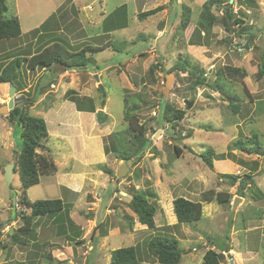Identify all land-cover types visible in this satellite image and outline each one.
<instances>
[{
  "label": "rangeland",
  "instance_id": "374dc122",
  "mask_svg": "<svg viewBox=\"0 0 264 264\" xmlns=\"http://www.w3.org/2000/svg\"><path fill=\"white\" fill-rule=\"evenodd\" d=\"M164 1L6 0L8 15L19 16L22 35L34 30L42 22L41 29L46 33L42 42L49 38L69 43L73 50L87 44L100 46L107 41H124L125 46L123 51L107 47L87 52L86 70H69L60 74V66H55L58 74L51 79L53 86L45 84L44 100L35 108L29 107L34 102L28 105V113L31 115L36 110H55L59 102L66 99L65 93L70 91L69 96L75 99L77 107L93 112L91 109L97 106L100 108L104 99L105 104L99 111H104L107 119L102 125L96 126L94 133L103 138L106 153L100 166L103 177L109 179L112 176L115 183L113 186L109 184L106 189V192L112 190L116 193V198L109 204L111 211L109 214L105 213L109 193L101 196V204L88 201L85 197L72 209L68 207L67 215H58L56 220H53V215H48L40 220V224L35 223V236L20 247L12 244L10 234L22 223L20 213L29 210L19 204V209L11 217L13 204L2 175L0 223L3 224L0 227V243L5 247H0V264H111L110 252L113 249L133 244L137 246L139 264H160L148 251L147 243L152 235L178 240L182 251L178 264H203L202 256L207 249L218 253L217 248L223 242L229 245L238 240L240 241L236 245L239 244L242 250L256 252L255 264H264V76L255 78L259 54L264 52V8L253 7V3L254 6L257 5L258 0H229L232 12L243 18L244 25L236 26L235 32H232L226 31L220 21H217L211 30L205 31L196 24L204 0H172L167 4ZM259 1L264 7V1ZM169 4L172 5L173 14L168 12L167 7L166 11L144 20L137 16L140 11L156 5H164L165 8ZM183 5L191 8L190 23L184 31L178 27ZM214 12L218 16L222 13L215 9ZM46 18L54 26L51 29L44 28L46 23L43 21ZM162 27L166 28L165 33L158 32ZM239 31L254 35L247 49L243 46L246 39L243 34H238ZM33 33L25 35L26 41ZM16 41L5 42L13 49ZM24 48L30 50L27 46ZM179 59L198 62L212 84L214 76L224 66L239 67V71L244 69L247 75L242 76L240 72L228 74V80H223L227 95L209 87H193L192 78L187 73L175 75L172 72L171 86L166 88L168 69ZM1 60L0 57V67L3 65L1 62H6L7 59ZM157 62L162 63V71L156 67ZM37 71L29 73L24 66L16 73L15 84L21 82L24 87L28 86V95L33 94L39 76L41 80H45L44 72L40 69ZM124 96L128 97V103L135 101L133 112L138 117V122L147 128L146 134L150 135L151 145L138 162H128V169L123 177L116 178L115 174L122 167L119 163L124 160L116 159L115 154L124 149L133 137L123 118ZM161 99L174 108L184 109V118L176 123H161L157 106ZM230 101L238 105L237 110L232 109ZM188 102L192 103L190 107H187ZM15 127L13 137L18 144L17 150H20V127ZM252 133H257L262 147L259 154H247L233 148L238 138L250 139ZM83 142H91L89 146H95L92 140L89 142L84 138ZM175 146L180 149L179 153ZM154 147L157 152L153 150ZM209 147L217 154L213 156L212 167H208L199 156ZM38 152L45 154L41 150ZM221 153L225 155L222 157ZM8 156V153L0 154L1 166ZM105 167L116 168V173L110 169L105 171ZM222 173L232 174L233 177L229 178ZM14 175L11 186L17 192L18 201L21 184L18 176ZM247 175H251L250 184H247L248 179L243 181ZM50 187L48 195L59 192L56 186ZM39 188L31 186L26 189L29 200L52 198L44 197ZM120 189L129 195L139 189L151 197L155 196L159 209L165 208L169 198L177 196L200 201L202 214L196 221L175 224L172 218L167 215L164 217L158 209L154 217L157 220L156 226L149 228L137 221L129 208V197L122 196ZM240 189L243 191L244 201L241 199L232 210V201L239 196ZM209 192L214 195L215 192H227L230 194V201L206 202L203 194ZM131 219H134L132 228L129 225ZM5 221L8 222L4 225ZM48 224L51 226L48 227ZM64 245L71 246L72 251H65L62 247ZM53 249L57 251L52 253ZM44 253H50L52 259L47 260L43 257ZM54 253L58 255L54 256ZM58 259L64 262H56ZM219 264H227L225 255Z\"/></svg>",
  "mask_w": 264,
  "mask_h": 264
},
{
  "label": "trees",
  "instance_id": "16d2710c",
  "mask_svg": "<svg viewBox=\"0 0 264 264\" xmlns=\"http://www.w3.org/2000/svg\"><path fill=\"white\" fill-rule=\"evenodd\" d=\"M228 2L229 0H204L200 6L201 8L196 23L198 28L209 31L213 28L217 21H220L226 31L235 32L236 26H243V18L232 12V8L228 5ZM163 8L164 5H157L154 8L138 12L137 16L140 20H144L156 13H159L163 10ZM214 9L222 11L221 15L218 16L214 12ZM190 18L191 8L187 5H183L181 18L178 24L179 29L184 31L190 23ZM44 23H46L44 28H48L49 26H46L48 24L47 20ZM39 29L40 28L34 29L32 31L34 32L33 34L38 33L40 31ZM20 34L21 28L18 17L14 14L8 15L6 0H0V40L15 39ZM238 34H243V37H245L246 40L251 36L249 43L254 39V35L251 32L244 33L243 31H239ZM43 36L44 35L40 37V40H42ZM124 46V41H107L100 46L87 44L79 49L73 50L71 44L69 43L64 44L62 42L48 39L46 43L39 44L33 54L15 56L0 67V83L9 82L11 84H15L14 81L16 79V73L19 72L23 63H25V66L29 71H35L37 69H43L44 71L48 70L47 74L45 72L43 73V79L45 80H41L39 78L36 81L32 95H28V92L23 91L26 97H29L30 100L13 107L6 115L7 119L11 123L20 127L21 148L20 150L16 149L14 151V173L17 174L21 184L18 204L24 205L29 210V212L22 211L20 213L22 223L10 234L12 244L20 247L25 246L28 243L29 238L35 236L33 233L35 232L33 227L36 223V218L48 215H67L68 210V205L60 198H46L30 201L26 196V189L36 185L39 182V176L41 174H51L56 171V165L53 160L49 156L38 152V150L42 151L45 148L43 140L48 138L46 122L41 116L29 114L28 105L35 102L43 94V88L46 85L49 86L48 84L53 83V78H56L58 74L54 69L55 66H60L63 71L71 69L86 70L88 66L87 52H93L96 50L99 51L107 47H111L116 51H123ZM156 67H158L159 71L163 70L162 63L157 62ZM152 69L153 67H151V71ZM239 69V67L224 66V68L220 69L214 76L213 84L206 77L205 71L200 68L199 63L196 61L190 62L189 59H183V61H180L179 59V61H176L168 69V73L173 72L175 75L179 73H187L192 78L193 87H209L227 95L223 80H228L229 75L235 72H240L242 76L247 75L244 69L241 71H239ZM224 70H226L225 73L223 72ZM263 76L264 52H261V54H259V62L257 64L255 78L257 79ZM15 85L17 86V89H23L22 85ZM65 94L67 95L66 99H70L72 101L75 100L69 96L70 91H67ZM127 98V96L123 97V101L125 102L123 118L127 122V130L133 133V137L130 143L127 146H124V149L119 150V153L115 154V158L134 164L139 161L145 150L151 145V139L150 135L146 134L147 128L142 123L138 122V117L133 112L132 107L135 108V101L131 100V103H128ZM137 99L141 100L140 97ZM104 104L105 101L103 99L101 101V105L104 106ZM230 105L233 110L238 109V105L236 103L234 104V102L230 101ZM102 106L100 108H102ZM157 106L160 112L159 117L161 123H176L178 120L184 118L186 114L184 109L174 108L171 104L164 101V99L162 102L159 101ZM94 109L95 108H92L91 111H94ZM174 148L177 153L180 152V149L177 146ZM233 148L247 154H259L261 152L260 148L262 147L258 142L257 133H252L250 139L238 138L234 142ZM153 150L157 152L155 147ZM214 154L217 156L214 149L209 147L203 150L199 156L208 167H212ZM224 155L225 154L221 156L223 157ZM2 166L0 164L1 169L3 168ZM104 170L107 172L110 171L106 167ZM222 175L228 176L229 178L233 177L232 174L227 173H222ZM250 176L251 175H247L243 181L245 182L248 179L247 184H250ZM242 192L243 191L240 189L238 195L243 196ZM131 195L132 198L129 200L128 204L129 208L137 218V221L149 228H155V222H157V220L155 221L154 217L156 211L159 209L157 207L156 197H151L149 194L142 192L139 189H136V191ZM203 196V200L206 202L216 200L218 203H225L230 201V194L227 192H215V195L213 192H209L207 194H203ZM253 198L257 199V197ZM159 210H161L164 217L167 215L168 218H172L175 224L189 223L200 219L202 214V203L200 201H192L183 196H177L172 199L169 198L166 202L165 208L161 207ZM129 225L131 228L133 227L134 219H131ZM147 244L148 251L158 263H179L182 251L178 246V240L176 238L152 235L149 237ZM0 247L5 246L0 243ZM136 248V244H133L113 249L110 252V263L139 264ZM224 251L225 249H221V251L217 253L213 249H207L202 256V263L219 264L220 259L224 256ZM43 257L47 260L52 259L50 253H44Z\"/></svg>",
  "mask_w": 264,
  "mask_h": 264
},
{
  "label": "crops",
  "instance_id": "0c3cea01",
  "mask_svg": "<svg viewBox=\"0 0 264 264\" xmlns=\"http://www.w3.org/2000/svg\"><path fill=\"white\" fill-rule=\"evenodd\" d=\"M169 1L171 0H165L164 3L167 4V2ZM190 2H193V1H190ZM228 4L230 3L228 2ZM261 4L263 3L258 0L257 5L254 6V3H253V7L258 8V9L259 8L263 9L264 7ZM171 6L172 5L169 4L168 6H165L163 10L166 11L168 7V12L172 13ZM15 15L19 19V16L17 14ZM46 20L47 18L43 22H45ZM41 23L37 25V27L34 28V29L40 28L39 29L40 31L30 36L28 41H26L25 35L27 34L28 36V34H30L33 30H29L27 33L23 35H22V30H21V34L17 38H15L17 41L15 42L16 46L13 49L11 46H9L5 42L6 40H0V57L2 58L1 61H3V59L4 60L7 59L8 61L9 59L15 56H26L29 54H33L34 51L36 50V47L39 44L46 43L49 38L46 40V42H42L44 38L40 40V37L42 35H45V31H42L41 29ZM46 26H49L48 29H51L52 27H54L49 23ZM20 28H22L21 23H20ZM165 29L166 28L162 27L161 29L158 30V32L165 33L166 31ZM11 40H14V39H11ZM24 46H27L28 49L30 50L27 51V49L24 48ZM6 62H1V63L4 64ZM24 66H25V63L22 64L21 68ZM41 71L45 72L46 74L48 73V70L44 71L42 69ZM58 71L60 74H62L64 72H68L69 70L63 71L62 68L60 67L58 68ZM30 72L31 71H29V73ZM37 72H40V71H37ZM77 72H80V71H77ZM39 77L37 78V80L39 79ZM12 85L15 87L16 95H24L26 97L23 91L28 92V86L24 87V85L20 82L17 85H22L23 89L21 90V89H17V86L15 84H11L9 82H1L0 83V104H4L8 101L9 90ZM51 85L53 86V84ZM43 96L44 94L40 96L39 99L35 101L29 107H33V108L37 107L38 103L44 100L42 99ZM26 98H29V97H26ZM53 101L55 100H51V102ZM51 107L52 105L50 104L49 108ZM99 110H102V109L99 108L98 106L95 107L93 112L79 109V107H77L74 101L64 98L63 100L59 102V105L55 110H48L45 112H42L41 110H36L33 113V115L41 116L45 120L46 126H47L48 138L46 140H43V145L45 146V148L41 152H44L45 154H47L53 160L54 164L56 165L55 173L41 174L39 182L34 186L40 187L39 190L40 191L42 190V193L45 195L44 197L62 199V201L65 202L68 205V207H70V209H72L78 203H81L85 197L89 199L88 201H91L93 203L100 202L101 204L103 202V198L101 196H103L105 193H109L110 198L108 199V202H107L108 206L105 209L106 211L105 213L109 214V211H111V209L109 208V204L112 200L116 198V193L115 192L113 193L112 190H108V192H106L107 187L110 186L109 184H112L113 186L114 180L112 176H110L109 179L108 178L104 179L103 173L101 170L102 168L100 167L102 164V161L104 160V156H106V153H105L104 146H103V138L99 136L98 134L94 133L97 129L96 126L103 124V122H99V120L97 119V113ZM102 114H105V112L103 111ZM15 126H16L15 124L11 123L7 119L6 115H2V116L0 115V154L4 152V153H8L9 155L8 157L5 158L6 159L5 164H3L2 166L3 168H4V165L10 162L14 164V150H16L18 146V144L16 143V140L13 137L15 129H16ZM100 135H102V133ZM97 137H99L100 140L97 141ZM84 138L85 140H88L89 142L90 140L94 141L95 146L94 147L89 146L91 142L89 144H86L87 142H83ZM80 139L82 140V142ZM51 150H55L56 152H52ZM10 155L12 156L10 157ZM120 164L122 165V162L119 163V165ZM108 168L114 173H116V170H117L116 168H112V167L111 168L108 167ZM3 171L4 169L2 170L0 168V176L3 175ZM117 173L115 175H117ZM53 185L57 187L56 190L59 192L56 193L55 195L50 196L48 195L49 192L47 191L51 188L50 186H53ZM127 186L128 187L130 186V181H128ZM119 193L122 196L125 195L124 194L125 192L122 189L119 190ZM88 194L91 196L90 198ZM241 199H243L244 201V197H241ZM96 213H98V211ZM45 217L47 216L36 218V223L40 224L41 223L40 220H42ZM56 219H57V216H54L53 220H56ZM50 222H53V221L50 220ZM47 226L50 227L51 224H48ZM231 241H235V240L232 239ZM239 241L240 240L235 241L229 245H226L223 242V244L217 249H219V251H221V249H225L223 254L227 257V254L229 253L231 256V259L233 260V264H255L257 263L256 262L257 260L254 261V258H256L254 257L256 252L250 249H248L247 251L242 250L239 244L236 245V243H238ZM212 246L214 247V244ZM62 247L65 251L67 250L68 253L72 251L71 246L64 245ZM236 247H239V248H236ZM89 249H91V246H89ZM51 251L53 253L57 250L53 249ZM59 253H63V252H59ZM56 255L58 254H55L54 256ZM67 260L68 262H71L70 259H67ZM56 262L59 263V262H64V261L61 259H58V261ZM227 264H229V258H227Z\"/></svg>",
  "mask_w": 264,
  "mask_h": 264
},
{
  "label": "water",
  "instance_id": "95a60500",
  "mask_svg": "<svg viewBox=\"0 0 264 264\" xmlns=\"http://www.w3.org/2000/svg\"><path fill=\"white\" fill-rule=\"evenodd\" d=\"M251 39V36L245 41V44L243 45L244 46V49H247L248 48V43ZM172 77H173V73L170 72L167 76H166V88L171 86V83H172ZM97 79V77H96ZM30 100L29 98H26L24 95H16L15 94V87L12 85L10 87V90H9V99L6 103L4 104H0V115H7L8 112L15 106L19 105L20 103H23L25 101H28ZM163 101V99H161V102ZM187 101H185L186 103ZM192 103L191 102H188L187 103V107H190ZM97 119L99 120V122H103L104 120L107 119V117L102 114V112L98 111L97 113ZM128 169V163L126 161H122V167L121 169L118 171L117 175H116V178H121L124 176V174L126 173ZM13 176H14V164L13 163H8L6 164L5 166V169H4V173H3V180H4V183L6 185V187L8 188L9 190V193H10V198H11V201H12V204H13V207L15 206V202H16V199H17V192L14 188H12L11 186V182H12V179H13ZM126 196L129 197V199L132 198V195H129L128 193H124ZM241 200V197L240 196H236L234 198V200L232 201V210L235 209L237 203ZM15 214V209L13 208L12 210V214H11V217ZM8 221H5L4 224H7ZM3 223H0V227L2 226ZM98 231V229H97ZM1 236V235H0ZM227 258H229V264H233V260L231 259V256L230 254L228 253L227 254Z\"/></svg>",
  "mask_w": 264,
  "mask_h": 264
},
{
  "label": "clouds",
  "instance_id": "9594fccd",
  "mask_svg": "<svg viewBox=\"0 0 264 264\" xmlns=\"http://www.w3.org/2000/svg\"><path fill=\"white\" fill-rule=\"evenodd\" d=\"M105 115V114H104ZM129 165V164H128ZM15 174V173H14ZM18 204V201L15 202V205ZM19 205V204H18ZM15 209V206L13 207ZM16 212V209H15ZM5 223V222H4ZM5 225V224H4Z\"/></svg>",
  "mask_w": 264,
  "mask_h": 264
},
{
  "label": "built area",
  "instance_id": "2783aa9c",
  "mask_svg": "<svg viewBox=\"0 0 264 264\" xmlns=\"http://www.w3.org/2000/svg\"><path fill=\"white\" fill-rule=\"evenodd\" d=\"M153 113H155V112H153ZM15 209L16 210L19 209V205L18 204L15 205Z\"/></svg>",
  "mask_w": 264,
  "mask_h": 264
},
{
  "label": "flooded vegetation",
  "instance_id": "af4514ba",
  "mask_svg": "<svg viewBox=\"0 0 264 264\" xmlns=\"http://www.w3.org/2000/svg\"><path fill=\"white\" fill-rule=\"evenodd\" d=\"M240 197H243V196H240ZM232 206V205H231Z\"/></svg>",
  "mask_w": 264,
  "mask_h": 264
}]
</instances>
